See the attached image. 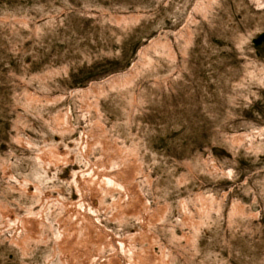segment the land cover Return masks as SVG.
<instances>
[{
  "label": "rangeland",
  "instance_id": "obj_1",
  "mask_svg": "<svg viewBox=\"0 0 264 264\" xmlns=\"http://www.w3.org/2000/svg\"><path fill=\"white\" fill-rule=\"evenodd\" d=\"M264 0H0V264H264Z\"/></svg>",
  "mask_w": 264,
  "mask_h": 264
},
{
  "label": "flooded vegetation",
  "instance_id": "obj_2",
  "mask_svg": "<svg viewBox=\"0 0 264 264\" xmlns=\"http://www.w3.org/2000/svg\"><path fill=\"white\" fill-rule=\"evenodd\" d=\"M254 45H260V44H262V43H264V33H262L261 35H259L258 37H257V39H255L254 40Z\"/></svg>",
  "mask_w": 264,
  "mask_h": 264
}]
</instances>
